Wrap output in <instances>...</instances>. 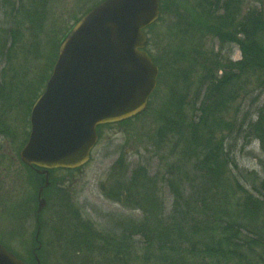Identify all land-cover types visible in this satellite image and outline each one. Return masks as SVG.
I'll list each match as a JSON object with an SVG mask.
<instances>
[{
    "label": "rangeland",
    "instance_id": "1",
    "mask_svg": "<svg viewBox=\"0 0 264 264\" xmlns=\"http://www.w3.org/2000/svg\"><path fill=\"white\" fill-rule=\"evenodd\" d=\"M5 1L0 0V23L20 21L24 22V27L9 60L0 62V83L4 74L7 80L14 75L18 89L23 91L45 70V57L51 52L48 36L57 31L55 40L61 39V43L76 18L105 2L46 0V21L43 29L36 30L28 25L30 11L14 12ZM200 1L164 0L160 19L145 31L146 51L160 71L157 90L146 111L123 123L101 127L99 142L82 170L53 171L51 184L44 193L47 206L38 221L35 217L39 204L37 193L42 183L19 157L24 139L30 135L31 108L20 104L8 109L0 104V245L29 264H36V258L41 264H118L113 255L107 253L105 245L107 240L122 236L125 224L142 217V213L134 209L135 195L119 187L130 180L138 167L146 168L153 180L158 181L156 188L160 191L161 204L164 202L163 209L166 212L172 209L175 198L170 187L160 181L167 170L178 163L180 150L175 148V136L169 134L165 142L156 136L161 127V115L170 104V93L177 90L183 94L185 114L190 117L199 91V84L193 80L201 74L200 65H194L199 55L214 53L232 62L242 59L239 46L220 43L209 36L202 39L196 28L189 29L185 19L196 18ZM2 4L5 7H1ZM251 8L264 11V0H243L241 15ZM249 82L237 89V98L228 104L224 114L225 120L236 122L233 130L223 131L217 138H223L230 158L241 171L255 173L261 179L264 178V149L259 141L247 137L246 129L250 120H257L258 109L264 105V90ZM241 180L251 187L259 178ZM89 232L91 238L87 241L84 235ZM74 235H80L81 241L75 243ZM139 240L125 237V245L133 249L126 253V261L119 263L159 264L148 262L144 252L137 250Z\"/></svg>",
    "mask_w": 264,
    "mask_h": 264
},
{
    "label": "trees",
    "instance_id": "2",
    "mask_svg": "<svg viewBox=\"0 0 264 264\" xmlns=\"http://www.w3.org/2000/svg\"><path fill=\"white\" fill-rule=\"evenodd\" d=\"M26 1L7 0L4 4L14 12L30 11L28 25L31 29H43L46 0H30L27 4ZM242 1L201 0L196 18L185 19L189 29L198 30L200 38L209 36L220 43L239 46L242 59L232 62L214 53L210 56L201 53L197 60L194 59V65L201 67V74L193 79L199 84V91L190 117L185 114L183 94L177 90L170 93V104L161 115V127L156 136L161 142H165L169 134L177 138L174 145L180 150L179 161L160 181L170 187L175 202L170 211L163 209L164 202L161 204L160 191L156 188L159 183L144 167L135 169L130 180L120 184V189L125 187L127 192L135 195L134 209L141 212L142 217L124 223L122 236L106 241L107 253H111L118 264L126 261V253L133 249V246L125 245V237L140 238L137 250L144 252L148 262L264 264V178L241 171L230 158L223 138H217L235 126L236 122L225 120L224 114L243 84L251 81L250 84L264 90V11L251 8L241 15ZM163 3L161 0L159 11L164 10ZM1 7L5 6L2 4ZM81 17L76 18L75 23ZM23 27L24 22L20 21L0 23V62L9 60ZM57 35L58 32L53 31L48 36L51 52L45 57V70L37 76L36 82L26 87V91L18 89L14 75L8 80L3 75L0 104L8 109L20 104L32 109L58 58L61 39L55 40ZM187 78L190 80L189 76ZM258 110L257 120L248 122L246 132L250 140L259 141L264 149V105ZM251 177L259 180L251 187L242 184L241 179ZM39 179L42 182V178ZM90 232L84 235L87 241L91 238ZM79 236L74 235L75 243L81 241Z\"/></svg>",
    "mask_w": 264,
    "mask_h": 264
},
{
    "label": "water",
    "instance_id": "3",
    "mask_svg": "<svg viewBox=\"0 0 264 264\" xmlns=\"http://www.w3.org/2000/svg\"><path fill=\"white\" fill-rule=\"evenodd\" d=\"M161 0H105L75 24L59 46L45 91L30 115L20 160L42 178L37 214L51 171L79 170L99 142L98 128L142 115L158 86L145 31ZM0 264H28L0 245ZM36 264H41L36 258Z\"/></svg>",
    "mask_w": 264,
    "mask_h": 264
},
{
    "label": "flooded vegetation",
    "instance_id": "4",
    "mask_svg": "<svg viewBox=\"0 0 264 264\" xmlns=\"http://www.w3.org/2000/svg\"><path fill=\"white\" fill-rule=\"evenodd\" d=\"M36 219H37V218H36ZM38 219H39V218H38ZM38 219H37V221H38ZM36 242L39 243V241H38L37 239H36Z\"/></svg>",
    "mask_w": 264,
    "mask_h": 264
}]
</instances>
